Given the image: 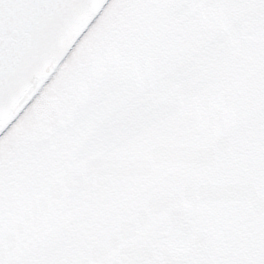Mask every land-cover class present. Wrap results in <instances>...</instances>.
Returning a JSON list of instances; mask_svg holds the SVG:
<instances>
[{
    "label": "snow or ice",
    "instance_id": "snow-or-ice-1",
    "mask_svg": "<svg viewBox=\"0 0 264 264\" xmlns=\"http://www.w3.org/2000/svg\"><path fill=\"white\" fill-rule=\"evenodd\" d=\"M129 144L112 210L19 223ZM0 264H264V0H0Z\"/></svg>",
    "mask_w": 264,
    "mask_h": 264
},
{
    "label": "rangeland",
    "instance_id": "rangeland-1",
    "mask_svg": "<svg viewBox=\"0 0 264 264\" xmlns=\"http://www.w3.org/2000/svg\"><path fill=\"white\" fill-rule=\"evenodd\" d=\"M177 22H180V18ZM193 104L205 110L199 99H194ZM206 111L209 116L216 115L215 106H208ZM191 115L192 113L187 111L181 113L178 119L170 122V128L177 132L182 127L187 128ZM152 139L155 142L150 147L158 148L159 135L154 134ZM142 149V144H129L126 152L117 149L116 157L108 160L102 171H97L91 166L81 167L69 178L66 186L51 197L45 198L42 206H36L28 214L20 217L19 223L31 228L42 243L54 244L64 238L65 229L70 226L75 229L76 225L72 221L76 217L98 219L100 210L110 211L114 208L118 200L114 189L118 184L132 182L136 170L147 171L145 164L147 159L160 158L159 153L153 152L149 157ZM129 153L132 154L131 157ZM89 192H94L95 195H87ZM57 214H62L61 218L53 223Z\"/></svg>",
    "mask_w": 264,
    "mask_h": 264
}]
</instances>
